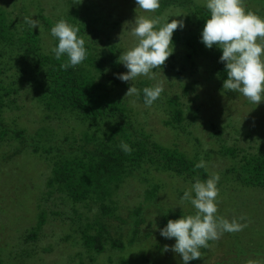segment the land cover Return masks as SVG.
<instances>
[{
  "label": "trees",
  "instance_id": "obj_1",
  "mask_svg": "<svg viewBox=\"0 0 264 264\" xmlns=\"http://www.w3.org/2000/svg\"><path fill=\"white\" fill-rule=\"evenodd\" d=\"M122 1L130 11L122 10L115 18H111L108 8L113 4L97 8L91 0H54L51 4L44 0H8L0 4V195L12 196L11 204L6 202L7 210L0 209V221L3 215L5 221L0 222V264L43 263V250H51L42 247V241L52 240L55 244L51 249L60 247L61 251L60 239L70 247H63L61 264H160L162 244L171 249L170 242L148 245L149 238L160 232L169 219L195 212L189 202L180 203L181 196L195 178L204 180L211 174L194 165L204 153L211 155L215 149L206 151L207 140L200 136H193L197 144L192 149L181 148L176 141L194 119L200 118L205 104L203 100L196 105L201 100L194 93L196 77L208 73L205 80H213L214 88L221 85V94L233 92L222 88L226 78L225 65L219 61L222 52L215 46L206 48L200 40L208 14L203 0H160L155 12H136L134 0ZM32 2L36 3L35 19L40 30L38 26L30 28L17 15L25 14ZM243 3L247 10L264 16V0ZM181 12L187 14L170 18H185V26L173 33L175 53L164 65L151 70L152 78L137 77L132 82L117 79V74L127 71L118 58L134 41L129 33L137 13L162 16ZM62 18L79 28L87 50L85 60L67 70L60 68L66 57L58 61L50 51L58 42L50 29ZM177 63H181L178 80L170 81L171 70L164 68L165 64L175 69ZM186 74L191 76L185 82ZM163 77L170 81V88L182 91L168 93L160 85ZM131 83L137 92L126 95ZM155 84L163 90L151 106H146L142 90ZM245 102L254 105L247 99ZM37 104L42 116L39 127ZM232 109L227 123H222V115L216 111L219 124L213 118L208 134L221 142L219 153L223 157L235 159V166L227 168L226 173H235L236 182L264 195V143L238 147L237 138L227 142L223 137L234 133L244 136L246 126L250 127L240 124L245 113L238 115ZM156 112L159 117L165 115L160 121L162 129L170 127L173 132L163 140L148 127L151 114ZM253 115L248 117L257 121ZM156 128L162 130L159 124ZM121 141L131 147L130 153L121 150ZM20 153L38 156L42 162L35 158V164L44 165L46 178L43 194L31 200L27 209L21 203L30 194L24 190L21 194V183L28 178L15 159ZM203 159L208 164V159ZM177 187L183 190L168 191ZM228 202L226 199V206ZM225 213L223 210L216 215L227 218ZM152 214L153 220L149 219ZM63 223L68 226L59 238L58 228ZM237 232L229 233L235 245L248 241L243 232ZM211 244L209 241V247ZM258 244L252 240L249 243L252 248ZM209 247L202 248L201 257L189 264H201L212 251ZM148 253L157 255L156 259L149 258ZM166 253L172 256L161 264H183L178 254L171 250ZM139 255H144L141 261L136 260Z\"/></svg>",
  "mask_w": 264,
  "mask_h": 264
},
{
  "label": "clouds",
  "instance_id": "obj_2",
  "mask_svg": "<svg viewBox=\"0 0 264 264\" xmlns=\"http://www.w3.org/2000/svg\"><path fill=\"white\" fill-rule=\"evenodd\" d=\"M137 9L155 12L160 0H134ZM207 17L200 33V40L208 49L217 47L222 54L219 61L225 65L226 78L222 88L233 91L258 105L264 100V16L247 10L243 0H203ZM182 13H170L162 16L137 15L131 21L130 35L134 38L130 47L122 51L118 60L127 69L117 74L122 82H132L138 76L152 78L151 70L164 65L174 52L173 33L183 28V20L170 19ZM24 22L32 29L39 27L37 19L25 17ZM79 28L65 19L57 21L50 34L58 42L50 49L56 60L66 57L60 64L62 70L75 68L86 58L85 39L79 34ZM122 39V35L119 41ZM162 87L159 84L143 88V102L151 106L156 101ZM137 89L132 85L126 95H133ZM119 147L130 153L131 147L121 141ZM195 169H205L207 164L201 158ZM220 176L211 173L207 179L195 178L191 188L185 190L181 201H188L194 214H182L177 219H169L160 235L165 239L175 238L169 249L165 245L162 252L171 250L178 254L183 264L201 257V249L209 247V241H215L222 233L240 231L245 225L233 217L231 220L218 216L217 187Z\"/></svg>",
  "mask_w": 264,
  "mask_h": 264
},
{
  "label": "rangeland",
  "instance_id": "obj_3",
  "mask_svg": "<svg viewBox=\"0 0 264 264\" xmlns=\"http://www.w3.org/2000/svg\"><path fill=\"white\" fill-rule=\"evenodd\" d=\"M8 0H0V4L7 2ZM46 2H49L51 4L52 1L54 0H44ZM92 3L97 7L98 6H104L105 4H113L112 6L108 7L111 9L112 16L111 18L117 14V13H122V10L129 13V7L128 4L122 0H99L98 2L96 0H91ZM26 2V1H25ZM34 3V2H32ZM30 4L28 7V11L25 14L18 13L19 17L21 18V22L24 21L25 17L31 16L33 19L36 18L37 15V10H36V3ZM8 5V4H7ZM9 7V5H8ZM119 8L120 10H116ZM116 11V13H115ZM120 11V12H118ZM28 12L30 14H28ZM182 16L186 15L184 12H181ZM115 18V17H113ZM183 22L185 24V18L183 17ZM175 53V50L174 52ZM169 62L171 61V58L168 60ZM180 65L181 63H177L174 69V66L166 65L164 68H168L171 70L170 72V81H175L178 80V70H180ZM184 70L183 72H185ZM164 72V71H162ZM182 72V73H183ZM187 73V72H186ZM191 76L190 74H186V80L187 78ZM142 78H147L146 76H138ZM208 78V73H204L202 77H196L198 80V84L195 86V94L199 95V98L201 100H197L198 102L196 105L200 106L201 102L203 100L205 101L204 107L202 108V112L199 115L200 118H196L191 122L190 125H188L187 129L185 132H183L182 137L178 138L177 141L180 143L181 148H187V149H192L195 143V137L200 136L207 140L206 144V151L210 150L211 148L215 149L211 155L206 156V153H204L203 158L208 159V164H207V169L209 173H217L220 176L219 182L221 181L222 183L219 184L218 182V197H217V213H223V210L226 212L224 215H226L227 219L231 220L233 217L237 218L239 220L240 217H244L243 220H239V222L243 225H245L241 230L243 232V236L246 238L245 240H248L246 242H239L238 245H235L233 243V239L230 238L229 233H222L218 239L215 241H212V244L210 245V249L212 251L207 252V256L205 255V259L201 264H264V195L262 193H258L255 189L250 188L249 186L242 185L238 181L236 182V175L233 172L226 173L227 168H232L235 166V159L231 158L230 156L228 157H223L222 154H220L221 150V142L219 143L215 137H212L208 134L211 130V122L214 121L213 118H215V122L219 124V115L216 111L219 110L220 114L222 115V123H227L226 117L228 116L229 112H233L232 108H235V110L238 111V115L244 114L245 117L243 119H240V124L242 127L246 125H250V127L246 126L247 132L244 133V136L238 135L237 133H234L232 135L225 134L223 137L228 140L227 142H231L232 139L237 138L236 141H238L236 144L238 147L241 146H248V145H257L261 146L262 143H264V101H261L258 105H252L245 102V97H243L240 94H235V92H231V94H221L220 93V86L217 85L215 88L214 86V81L210 80H205ZM168 79L163 77L161 80L162 86H165V90L170 93L171 91L175 92L176 90H179V88H170ZM182 91V88H180L179 92ZM125 91H123L124 93ZM193 93V94H194ZM230 93V92H229ZM231 96V98L229 97ZM131 100V98H130ZM143 103V102H142ZM194 105V104H193ZM195 106V105H194ZM137 107H140V104H137ZM196 107V106H195ZM154 110V109H153ZM152 111V110H151ZM39 104H37V127L42 125V116L39 113ZM251 114H255V119H258L257 121L255 120L254 122L251 120L252 118L248 117ZM159 113L156 112L155 115L154 113L151 114V118L149 119L152 123L148 124V127L153 129L155 132H157V139L163 140L164 138H167L169 135H173V132L170 131V127H167L166 129H162L163 125L161 124V120L165 118V115L160 117L158 116ZM156 116L158 117L155 118ZM30 117V115H29ZM28 117V118H29ZM238 119V118H237ZM156 120V121H155ZM212 120V121H211ZM23 122V121H22ZM156 123V124H155ZM251 123V124H250ZM25 124H27L25 122ZM24 124V125H25ZM160 125V128L162 130L158 131L156 130L157 125ZM263 124V125H261ZM261 125V126H260ZM245 130V129H243ZM192 131L193 134L191 135L189 132ZM175 133V130H174ZM262 134V135H260ZM251 135V137L249 136ZM176 136V135H175ZM195 136V137H193ZM241 136V137H240ZM62 139L64 138V134H61ZM222 142L225 143V140L222 138ZM31 153V149H29ZM24 153H20L16 155L15 159L17 162L20 164L21 168L23 169V172L27 176L28 180H24L21 183V189L24 195L23 190L28 192L30 194L29 199L25 200L21 204L25 206L27 209L30 205V201L34 199H39L41 195L43 194V189H44V182L46 181V178H44V165H39L35 164V158H37V162L40 160V158L37 156L30 157L24 155ZM41 161V160H40ZM42 162V161H41ZM26 181V182H25ZM37 187H36V185ZM26 186V187H25ZM191 186H189V189ZM188 189V188H187ZM183 190L182 187H177L172 188L168 191L178 193ZM123 193V191H122ZM227 193H230L229 195ZM32 195V197H31ZM228 195V196H227ZM12 196L5 198V201L2 200L4 199L3 196L0 195V209L5 211L7 201L11 199ZM18 198H23L22 196H18ZM230 201V204L228 202V206H226V199ZM263 199V200H262ZM11 201V200H10ZM9 201V204L11 202ZM14 201V200H12ZM188 201H181L180 203L183 204L185 203L186 205ZM176 205V204H175ZM17 209H20V206H15ZM23 206H21L22 208ZM4 208V209H3ZM96 211V210H95ZM24 211H19V213H23ZM1 213V212H0ZM26 215V212H25ZM95 213L93 214V216ZM155 216L150 215L149 219L153 220ZM94 219V217H93ZM0 220H2V215H0ZM0 222H5L4 221V215H3V221ZM63 223V227L58 228L59 230V238L62 237L61 235L64 236V233L66 232V226L67 223ZM141 227V232L144 228V225H140ZM158 230V229H157ZM239 231V233H242ZM238 233V232H237ZM256 236V237H255ZM160 235V232L155 233V235L151 236L149 238V244L152 245L154 241L157 243L160 241H165V242H170V245L172 246L175 243V239H165ZM61 240V251L60 247L57 248L56 250H52V243L55 244V242L51 241H42V247L48 248V252H45L43 250V256L45 257V261L43 263H39L35 261H30L31 264H61L62 259L64 258V251L65 249L63 247H67V242L66 240ZM252 240V243H256L257 241L260 243V245H254V248H252V245H249L250 241ZM237 241V240H236ZM220 242V244H219ZM222 242V243H221ZM59 243V240L57 241ZM166 243L162 244L165 246ZM40 245V246H41ZM145 245V244H144ZM67 248H70L69 245ZM233 248H236L234 250V253L232 255H229L230 251H232ZM68 250V249H66ZM201 253L202 249L200 250ZM176 255V253L174 254ZM237 256V259H234L235 256ZM105 256V254H104ZM149 258L152 260L156 259L155 254L153 253H148L147 255ZM170 256L169 253L163 252V254L160 256L159 261L160 264L161 262L166 261ZM233 257V258H232ZM144 258V255H139L137 257V261H141ZM37 259V258H36ZM61 259V261H60ZM233 260V261H232ZM59 261V263H58ZM29 261L27 264H30Z\"/></svg>",
  "mask_w": 264,
  "mask_h": 264
}]
</instances>
